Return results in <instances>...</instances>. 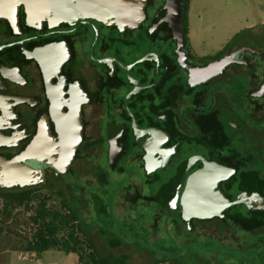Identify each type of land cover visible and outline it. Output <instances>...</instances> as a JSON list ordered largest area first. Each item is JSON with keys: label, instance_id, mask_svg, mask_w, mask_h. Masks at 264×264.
Segmentation results:
<instances>
[{"label": "flooded vegetation", "instance_id": "af4514ba", "mask_svg": "<svg viewBox=\"0 0 264 264\" xmlns=\"http://www.w3.org/2000/svg\"><path fill=\"white\" fill-rule=\"evenodd\" d=\"M0 1V196L78 210L83 239L129 263L126 249L155 263L214 262L221 247L208 243L228 251L232 231L242 232V264H264V209L241 203L187 221L182 206L189 175L214 163L236 169L218 188L227 198L264 195V51L242 54V32L206 45L185 0L182 36L166 0H147L140 25L125 28L93 17L56 22L24 2ZM232 53L221 71L193 78V69ZM78 107L82 138L64 166L65 117ZM4 160L23 185H3ZM167 239L169 247H150Z\"/></svg>", "mask_w": 264, "mask_h": 264}, {"label": "water", "instance_id": "95a60500", "mask_svg": "<svg viewBox=\"0 0 264 264\" xmlns=\"http://www.w3.org/2000/svg\"><path fill=\"white\" fill-rule=\"evenodd\" d=\"M10 1V0H9ZM24 2L34 15L47 17L56 22H70L93 17L108 25H117L121 28L140 25L146 17L145 6L147 0H12ZM6 2L0 1L1 9ZM5 4V5H4ZM165 8L167 16L178 36H182L181 17L183 15V0H166ZM257 52L263 55L261 50L250 46L242 47L245 52ZM235 53L227 55L206 67L193 69V78H207L221 71L227 64L233 61ZM65 158L64 166L69 165L82 138V119L80 107L74 108L65 117L64 122ZM67 156V157H66ZM70 156V157H69ZM6 173L3 185L14 186L24 184V179L16 170L14 162L2 161ZM236 173V169L220 165L218 163L206 165L191 173L182 195L183 215L187 221L192 217L210 218L220 215L223 209L232 205L247 204L249 208L264 209V195L258 191L248 193L243 191L237 199L231 200L218 189L220 182Z\"/></svg>", "mask_w": 264, "mask_h": 264}, {"label": "rangeland", "instance_id": "374dc122", "mask_svg": "<svg viewBox=\"0 0 264 264\" xmlns=\"http://www.w3.org/2000/svg\"><path fill=\"white\" fill-rule=\"evenodd\" d=\"M187 14L192 22L195 37L197 38L200 35L206 37L208 40L206 45L209 44L211 48L220 47L228 39L242 32V45L252 46L264 51V0H189ZM41 200L46 201L47 208L56 206V210H60V208H57L59 207L57 204L58 200L46 197L38 198L37 201L29 204L28 207L22 206L19 212L28 210V215H34ZM0 209H2L1 200ZM149 211L144 210L145 216L150 214ZM92 219L93 212L88 210L86 220L91 221ZM98 222L101 225L100 219ZM72 227L73 225L64 228L59 233V236L66 237ZM32 230V225L27 227L24 223H21L14 225V230L12 231L5 230L0 233V264H81L79 262L80 256H83L84 261L87 260L89 249L84 243L86 241L83 239L82 233L79 234L83 248L80 254L66 253L54 248L44 252L42 258L38 259L35 252L27 251L24 248L29 239L24 238L23 234L26 231L30 233ZM162 230L165 233V227ZM229 236V240H225V243L230 246L226 244V249L236 256L241 255L243 250L239 247L242 246L243 242L242 232L231 231ZM28 238L30 237L28 236ZM167 240L152 243L150 247L155 250L164 249V246L169 247L173 243ZM198 243L206 244L207 242L199 238ZM208 244L223 247V244L217 239ZM101 245L106 246L107 242H102ZM140 248L144 249V247ZM125 251L132 255L130 264H176L174 262H152L145 257V252L139 249H126ZM194 251L201 252L197 248ZM117 252H121V250ZM203 252H206V250ZM220 255L225 254L222 253ZM228 260L231 262H226L225 264H240L239 258H229Z\"/></svg>", "mask_w": 264, "mask_h": 264}, {"label": "trees", "instance_id": "16d2710c", "mask_svg": "<svg viewBox=\"0 0 264 264\" xmlns=\"http://www.w3.org/2000/svg\"><path fill=\"white\" fill-rule=\"evenodd\" d=\"M189 0H185V13L187 14ZM42 198V197H39ZM46 198V197H43ZM38 198L22 196L17 193H6L0 196L2 209H0V233L5 230H14V225L24 223L25 226H33V230L23 234V237L29 239L24 247L27 251L35 252L38 259L42 258L44 252L57 248L66 253L80 254L82 242L79 234L83 233L78 210H54L46 207V201L41 200L34 215H28L27 211L19 212L22 206L28 207L29 204L37 201ZM73 225L71 231L66 237H60L59 233L66 227ZM28 236L30 238H28ZM86 247L91 250L89 258L84 261L83 256L79 257L81 264H130L126 256L103 255L96 246L90 242H84ZM119 242H113L118 244ZM199 250V249H198ZM224 253L225 255H220ZM215 261L210 264H225L231 262L229 258H239L242 264V254L236 256L229 251L215 249ZM217 257V258H216ZM245 261L247 259L245 258ZM176 264H208L197 262H175Z\"/></svg>", "mask_w": 264, "mask_h": 264}, {"label": "built area", "instance_id": "2783aa9c", "mask_svg": "<svg viewBox=\"0 0 264 264\" xmlns=\"http://www.w3.org/2000/svg\"><path fill=\"white\" fill-rule=\"evenodd\" d=\"M25 259V258H24Z\"/></svg>", "mask_w": 264, "mask_h": 264}]
</instances>
